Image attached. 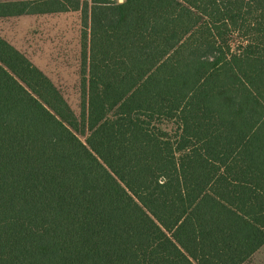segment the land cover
Instances as JSON below:
<instances>
[{
	"label": "trees",
	"instance_id": "16d2710c",
	"mask_svg": "<svg viewBox=\"0 0 264 264\" xmlns=\"http://www.w3.org/2000/svg\"><path fill=\"white\" fill-rule=\"evenodd\" d=\"M82 14L78 117L0 36V264H248L264 247V0H28Z\"/></svg>",
	"mask_w": 264,
	"mask_h": 264
},
{
	"label": "rangeland",
	"instance_id": "374dc122",
	"mask_svg": "<svg viewBox=\"0 0 264 264\" xmlns=\"http://www.w3.org/2000/svg\"><path fill=\"white\" fill-rule=\"evenodd\" d=\"M82 32L81 12L0 19V36L51 79L78 117L83 105ZM248 264H264V247Z\"/></svg>",
	"mask_w": 264,
	"mask_h": 264
},
{
	"label": "crops",
	"instance_id": "0c3cea01",
	"mask_svg": "<svg viewBox=\"0 0 264 264\" xmlns=\"http://www.w3.org/2000/svg\"><path fill=\"white\" fill-rule=\"evenodd\" d=\"M16 1H28V0H0V3H4V2H16ZM22 17H25V16H22ZM9 19H13V18H9Z\"/></svg>",
	"mask_w": 264,
	"mask_h": 264
},
{
	"label": "water",
	"instance_id": "95a60500",
	"mask_svg": "<svg viewBox=\"0 0 264 264\" xmlns=\"http://www.w3.org/2000/svg\"><path fill=\"white\" fill-rule=\"evenodd\" d=\"M124 0H119L120 3H123Z\"/></svg>",
	"mask_w": 264,
	"mask_h": 264
}]
</instances>
